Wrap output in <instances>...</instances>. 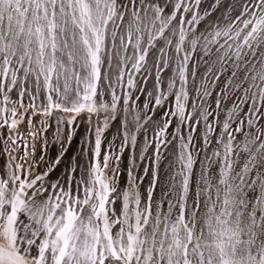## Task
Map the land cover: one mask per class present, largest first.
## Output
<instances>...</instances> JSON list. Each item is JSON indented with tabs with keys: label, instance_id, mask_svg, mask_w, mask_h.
<instances>
[{
	"label": "snow or ice",
	"instance_id": "6c2138e0",
	"mask_svg": "<svg viewBox=\"0 0 264 264\" xmlns=\"http://www.w3.org/2000/svg\"><path fill=\"white\" fill-rule=\"evenodd\" d=\"M0 264H264V0H0Z\"/></svg>",
	"mask_w": 264,
	"mask_h": 264
},
{
	"label": "rangeland",
	"instance_id": "374dc122",
	"mask_svg": "<svg viewBox=\"0 0 264 264\" xmlns=\"http://www.w3.org/2000/svg\"><path fill=\"white\" fill-rule=\"evenodd\" d=\"M114 132V130H111ZM50 133H51V130H50ZM109 139H111V136H109ZM79 147V142H78V138L77 140H74V143H73V146L72 148L70 149V151H72L73 153H75V150Z\"/></svg>",
	"mask_w": 264,
	"mask_h": 264
}]
</instances>
